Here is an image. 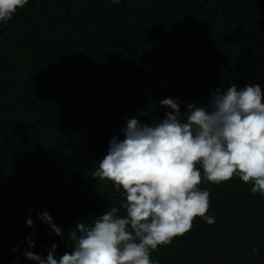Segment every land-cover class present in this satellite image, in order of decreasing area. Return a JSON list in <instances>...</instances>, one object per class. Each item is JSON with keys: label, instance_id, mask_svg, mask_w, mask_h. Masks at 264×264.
Returning a JSON list of instances; mask_svg holds the SVG:
<instances>
[{"label": "trees", "instance_id": "obj_1", "mask_svg": "<svg viewBox=\"0 0 264 264\" xmlns=\"http://www.w3.org/2000/svg\"><path fill=\"white\" fill-rule=\"evenodd\" d=\"M246 84L264 91V0H29L0 24V264H37L28 237L58 258L78 220L119 208L122 190L92 174L129 118L156 123L172 111L162 99L184 113ZM199 187L215 223L196 217L152 259L264 264V196L238 177Z\"/></svg>", "mask_w": 264, "mask_h": 264}, {"label": "clouds", "instance_id": "obj_2", "mask_svg": "<svg viewBox=\"0 0 264 264\" xmlns=\"http://www.w3.org/2000/svg\"><path fill=\"white\" fill-rule=\"evenodd\" d=\"M28 2L0 0V24ZM160 105L172 111L156 123L129 118L121 129L124 138L110 139L92 174L122 190L119 208L111 207L89 224L78 220L68 232L72 251L57 258L54 243L46 258L25 250L26 259L37 264H158L152 252L188 233L196 217L215 223L207 215L210 192L199 187L202 181L218 185L238 177L251 184L253 194L264 196V91L259 84L217 88L210 92L208 107L189 103L184 113L178 100L165 98ZM38 218L64 237L47 211ZM26 224L34 226L32 219ZM34 244L28 237V247Z\"/></svg>", "mask_w": 264, "mask_h": 264}, {"label": "water", "instance_id": "obj_3", "mask_svg": "<svg viewBox=\"0 0 264 264\" xmlns=\"http://www.w3.org/2000/svg\"><path fill=\"white\" fill-rule=\"evenodd\" d=\"M27 251H30V248L28 247Z\"/></svg>", "mask_w": 264, "mask_h": 264}]
</instances>
